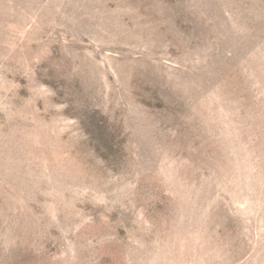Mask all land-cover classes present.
Segmentation results:
<instances>
[{
	"label": "rangeland",
	"instance_id": "obj_1",
	"mask_svg": "<svg viewBox=\"0 0 264 264\" xmlns=\"http://www.w3.org/2000/svg\"><path fill=\"white\" fill-rule=\"evenodd\" d=\"M0 264H264V0H0Z\"/></svg>",
	"mask_w": 264,
	"mask_h": 264
}]
</instances>
